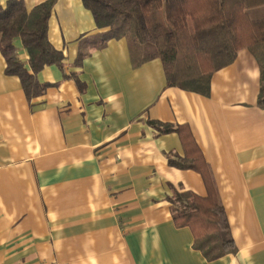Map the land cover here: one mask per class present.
<instances>
[{"label":"crops","instance_id":"0c3cea01","mask_svg":"<svg viewBox=\"0 0 264 264\" xmlns=\"http://www.w3.org/2000/svg\"><path fill=\"white\" fill-rule=\"evenodd\" d=\"M55 2L49 39L65 70L38 73L44 93L28 99L0 50V264H264L256 57L240 50L212 74L209 95L171 87L160 58L132 65L126 39L93 47L103 30L82 0ZM187 156L209 165L228 216L235 250L218 259L173 221L169 197L209 192L200 172L172 164Z\"/></svg>","mask_w":264,"mask_h":264},{"label":"trees","instance_id":"16d2710c","mask_svg":"<svg viewBox=\"0 0 264 264\" xmlns=\"http://www.w3.org/2000/svg\"><path fill=\"white\" fill-rule=\"evenodd\" d=\"M57 0H46L28 10L23 0L0 5V50L6 60V73L20 78L28 99L40 96L49 83L39 82L44 67L56 65L65 70L63 51L49 39L50 14ZM93 14L97 27L92 46L103 48L110 39L128 41L132 65L140 66L160 58L167 85L210 94L212 74L234 62L238 52L248 49L260 66V103H264V0H82ZM28 51V65L20 60L15 40ZM86 52L78 53V64ZM150 123L162 132L179 131L169 124ZM201 160V159H200ZM204 176L208 196L192 191L169 197L173 221L188 226L194 245L212 260L234 251L229 220L211 169L204 161L187 156L183 162Z\"/></svg>","mask_w":264,"mask_h":264}]
</instances>
